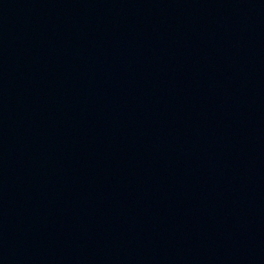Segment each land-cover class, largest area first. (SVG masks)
Segmentation results:
<instances>
[{
    "label": "water",
    "instance_id": "1",
    "mask_svg": "<svg viewBox=\"0 0 264 264\" xmlns=\"http://www.w3.org/2000/svg\"><path fill=\"white\" fill-rule=\"evenodd\" d=\"M0 264H264V0H0Z\"/></svg>",
    "mask_w": 264,
    "mask_h": 264
}]
</instances>
